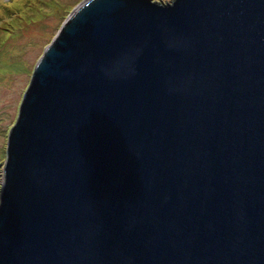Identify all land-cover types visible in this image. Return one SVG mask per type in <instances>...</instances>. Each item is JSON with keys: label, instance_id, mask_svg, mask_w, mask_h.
Instances as JSON below:
<instances>
[{"label": "water", "instance_id": "95a60500", "mask_svg": "<svg viewBox=\"0 0 264 264\" xmlns=\"http://www.w3.org/2000/svg\"><path fill=\"white\" fill-rule=\"evenodd\" d=\"M0 264H264V0H87L10 131Z\"/></svg>", "mask_w": 264, "mask_h": 264}, {"label": "rangeland", "instance_id": "374dc122", "mask_svg": "<svg viewBox=\"0 0 264 264\" xmlns=\"http://www.w3.org/2000/svg\"><path fill=\"white\" fill-rule=\"evenodd\" d=\"M0 0V60L7 54L18 71H0V199L8 139L34 69L75 9L87 0ZM171 3L173 0H153ZM13 69V68H11Z\"/></svg>", "mask_w": 264, "mask_h": 264}, {"label": "bare ground", "instance_id": "6f19581e", "mask_svg": "<svg viewBox=\"0 0 264 264\" xmlns=\"http://www.w3.org/2000/svg\"><path fill=\"white\" fill-rule=\"evenodd\" d=\"M24 0H19L18 2H16V4L17 3H21L22 4V2H23ZM2 59L3 60H0V71L2 72V71H5V70H8L9 72L11 71V70H13V71H18V70H20V67H21V63H20V66H18V65H11V62L9 61V58H8V56H7V54H4L3 56H2ZM11 68H13V69H11Z\"/></svg>", "mask_w": 264, "mask_h": 264}]
</instances>
